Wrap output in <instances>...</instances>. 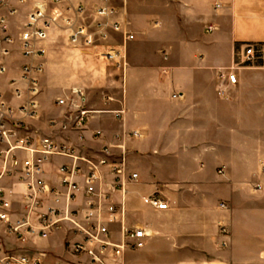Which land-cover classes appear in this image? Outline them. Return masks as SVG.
Returning a JSON list of instances; mask_svg holds the SVG:
<instances>
[{"label":"crops","instance_id":"1","mask_svg":"<svg viewBox=\"0 0 264 264\" xmlns=\"http://www.w3.org/2000/svg\"><path fill=\"white\" fill-rule=\"evenodd\" d=\"M97 3L73 0L85 7L78 22H91ZM36 4L14 2L12 16L0 11L15 39L4 59L0 93L18 107L23 100L13 96L11 80L20 78L26 63H42L37 115L25 122L33 135L73 147L78 159L52 156L43 167L46 182L61 194L59 203L52 194L44 205L67 210L68 220L47 238L29 236L24 242L2 227L4 250L45 264H83L66 238L81 239L76 224L100 210L113 242H123L127 229L147 232L142 247L127 249L111 264H264L259 213L245 207L263 185L264 131L257 123L264 121V94L247 91L260 88L264 67L241 63L247 45L264 47V0H112L120 11L117 18L127 22L135 39L125 41L122 33L111 32L103 46L94 48L71 45L70 30L62 27L67 3L50 5L58 24L38 45L44 56L31 60L22 54L20 33ZM106 45L124 49L121 66L103 56ZM236 64L239 82L221 97L220 73ZM73 88L83 90L86 107L95 111L82 130L74 128L75 108L57 104L59 98H71ZM120 110L122 119L114 112ZM105 148L111 163L124 159L125 185L113 187L111 166H103L100 187L109 199L90 205L83 189L85 160L97 161ZM75 163L84 171L76 177L82 189L67 201L58 168ZM131 173L138 179L130 181ZM1 185L11 219L27 217L25 186L17 177ZM150 196L169 208L145 203ZM106 203L118 210L113 223H108ZM30 217L37 226L38 217Z\"/></svg>","mask_w":264,"mask_h":264},{"label":"built area","instance_id":"2","mask_svg":"<svg viewBox=\"0 0 264 264\" xmlns=\"http://www.w3.org/2000/svg\"><path fill=\"white\" fill-rule=\"evenodd\" d=\"M27 0H0V11L7 10L9 15L17 13L13 5L14 2L24 3ZM94 9V17L91 22H78L84 13L85 7L82 4L74 5L73 0H37L36 6L28 13L26 22L20 33V45L22 54L26 59H36L44 56V50L38 46L48 37V30L52 25L58 24L54 10L49 11L50 5L59 6L67 3L65 11L67 16L63 18V28L70 30L69 42L71 45L83 48H93L98 41H107L111 32L122 33L125 41H132L135 35L127 29V22L119 20V9L112 4V0H97ZM51 6V7H52ZM210 26L208 31H212ZM15 39L9 31L7 16L0 12V76L6 72L4 63L5 57L11 52V46ZM261 52V47L253 44L246 46L241 63L244 65L254 60ZM108 60H112L117 66L124 63L126 56L124 49H111L106 54ZM240 64H236L220 73L221 85L218 93L225 97L228 87L239 82L237 69ZM42 63H26L22 67V74L19 79H12L13 96L18 100H23L18 107H14L3 98L0 93V233L5 227L8 233L13 234L17 239L27 240L29 236L47 238L52 232L57 230L64 220H68L69 212L57 206L44 205V201L49 195L55 194V202H60V193L55 191L44 178V163L52 156H67L78 159L73 147L62 144L51 137L33 135L29 130L25 119L33 118L37 115L36 96L39 93L37 76L42 73ZM23 85V86H22ZM22 86V87H21ZM71 98H59L57 104L60 106L70 105L75 108L74 128L82 130L85 128L90 115L94 110L86 107V97L82 89L73 88ZM119 118L123 111H114ZM138 135V133H136ZM101 135V131L97 132ZM108 148L104 149V156L97 161L86 159L87 171L83 176L84 193L93 204L94 199L106 202L109 197L100 187L101 168L111 166L114 174L113 187L124 188L126 178V166L124 159L119 163H111L108 159ZM84 171L81 166L75 163L72 166L61 165L58 173L62 186L66 189V199H73L82 187L76 180L79 174ZM17 177L25 186L24 200L28 208V215L25 218L12 220L8 211L10 204L5 198L4 188L1 183L6 178ZM130 181L138 179L137 173L128 176ZM145 203L156 209L166 210L169 205L166 201L157 196L144 198ZM225 207L224 204H222ZM106 213L108 223H113L118 219V210L115 205L106 203ZM31 215H36L37 226L31 222ZM77 232L81 236L80 241L68 242L70 250L78 255L90 256L91 261L96 264H109L110 259H120L127 249H138L143 246L147 232L142 228L127 229L123 242H113L110 239L108 225L101 218V211L88 212L84 218V223L76 224ZM226 232V229H222ZM0 264H45L40 258L29 254H18L6 251L0 243ZM53 264H62L55 262Z\"/></svg>","mask_w":264,"mask_h":264},{"label":"rangeland","instance_id":"3","mask_svg":"<svg viewBox=\"0 0 264 264\" xmlns=\"http://www.w3.org/2000/svg\"><path fill=\"white\" fill-rule=\"evenodd\" d=\"M118 1H121V0H115V2H118ZM109 39V38H108ZM106 42V41H98L97 42V46H103L102 44ZM94 48V47H93ZM106 49L104 50V54L103 56L106 58V54L108 52L111 51V49L113 48H110V46L106 45L105 47ZM107 59V58H106ZM108 60V59H107ZM255 65V66H258V67H264V47H261V52L260 54L258 55V57H256L254 60L246 63V65ZM124 65V64H123ZM260 82H263V81H260ZM263 85V86H262ZM262 85H259L258 87L260 88H254L252 90H249L247 91L248 94H253V95H259L260 97L263 96L262 94H264V82L262 83ZM118 118V117H117ZM119 119H122V117H119ZM258 126H260L259 128H261L263 131H264V121H260L257 123ZM262 130H260L262 132ZM137 132L133 133L137 136L136 134ZM139 135V134H138ZM262 156V158L264 159V154L263 155H260ZM261 176H262V180H260V182L263 183L262 187H259L258 186V189H257V192L256 194L253 196L252 199H248L245 201V207L246 208H249V209H253V210H258V213H259V227L261 229H264V171H261ZM20 241H22V239H19ZM81 239H78V240H74V241H80ZM74 242V241H71L70 238H66V244L67 242ZM24 242V241H22ZM69 245V244H68ZM70 250V248H68ZM71 251V250H70ZM71 253L73 255H76L74 254L72 251ZM76 258V257H75ZM119 259V258H118ZM117 259L116 262H118L119 260ZM76 261L80 262V263H83V264H96V263H93L91 261V258L90 256L88 255H85V254H78V258H76ZM111 264V263H109ZM116 264H122V263H116Z\"/></svg>","mask_w":264,"mask_h":264}]
</instances>
